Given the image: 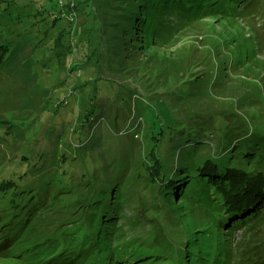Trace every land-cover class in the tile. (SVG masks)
<instances>
[{
	"label": "rangeland",
	"instance_id": "1",
	"mask_svg": "<svg viewBox=\"0 0 264 264\" xmlns=\"http://www.w3.org/2000/svg\"><path fill=\"white\" fill-rule=\"evenodd\" d=\"M103 1L98 0L96 4L102 7ZM130 1L134 6L142 0ZM71 2L0 0V44H8L10 50L19 56L9 64L11 73L0 72V122L8 119L21 128L30 126V136L13 148L12 137H5L7 130L0 124V148L8 152L7 162H17L21 154L29 157L31 165L40 166L36 178L41 186L50 180V196L62 190L58 193L59 199H53L50 212L33 224L42 225V231L61 228V225L75 228L83 222L86 228L94 230V215L100 213L99 207L87 204L84 209L79 208L93 191L88 174L98 172V167L102 166L104 174L111 177L112 168L121 165L126 168V174L123 181L120 182L121 178L118 181L119 194L116 197L121 203H128V207L125 211L123 209L125 213L119 222L125 227L123 231L119 230L120 238L136 237L138 242L158 247L162 246L161 238H171L175 245L179 241L183 243L186 234L192 233L197 225L205 226L216 209L210 208L208 217L203 220V203L196 205L187 196L167 198L161 191L155 194L157 182L155 190L147 187L149 182L144 166H153L150 152L157 153L158 161L165 169L171 166L176 169L182 161L179 151L166 150L164 141L155 142L149 107L154 115H171L177 126L184 125L187 117L221 115L225 110L254 114L259 118L257 123L262 125L264 50L256 45L259 43L256 39L258 36L264 38V1L263 5L261 2L260 6L251 7L252 14L246 13L245 16L235 8L224 19L207 16L189 24L188 16L184 18L183 15L179 24H164L158 47L138 56L133 50L130 58H126L123 68L132 71L118 72L120 64L110 62L109 68L103 67L102 72L90 75V78L102 75L101 79L105 80L93 85H86L81 71L65 70L67 59L61 58L63 68L54 59V40L60 30L69 32L64 43L69 47L72 43L86 41L92 32L82 9L80 17L68 14L66 7ZM109 3L117 4L112 0L106 4ZM168 16L171 15L165 13L163 17ZM172 28L175 29L170 31ZM213 30L217 35L204 40L203 36L211 35ZM243 39L250 43L245 41L247 44L243 45ZM222 40L229 42L224 49L219 47ZM210 44L214 50L208 48ZM75 50L77 53L76 47ZM240 56L248 58L243 62L239 61ZM249 60L252 61L249 63ZM201 73L202 80L190 82ZM82 82L84 85L80 86ZM187 86L189 89L184 91ZM95 94L99 104L102 97L110 96L105 104L109 115L104 121L102 117H94L83 122L81 117L92 107L94 99L91 96ZM160 100L167 107L165 112L159 106ZM209 148L212 151L215 147L210 143ZM28 150L34 154L28 156L31 154L25 152ZM107 165L110 167H105ZM25 169L26 166L14 171L23 172ZM11 173V170L6 171L0 179ZM111 178L117 183L114 177ZM32 183L37 182L32 180ZM107 198L102 200L104 206ZM204 198L206 200L207 195ZM157 206L160 209H156ZM141 208L147 211L143 212ZM75 209L76 214L67 215L68 211ZM128 216L131 222L127 225L124 220ZM250 237L254 243L264 241V220ZM0 264L18 263L0 261Z\"/></svg>",
	"mask_w": 264,
	"mask_h": 264
},
{
	"label": "trees",
	"instance_id": "2",
	"mask_svg": "<svg viewBox=\"0 0 264 264\" xmlns=\"http://www.w3.org/2000/svg\"><path fill=\"white\" fill-rule=\"evenodd\" d=\"M97 1L72 0L66 7L70 15L77 14L80 17V9L85 14V21L88 20L92 30L86 41L72 43L71 47L65 46L69 34L66 29L60 30L54 40L55 61L63 68L61 58L67 59L64 69L69 72L77 69L81 71V77L84 73L86 85L105 81L101 79L102 75L93 78L90 75L102 72L103 67L109 68L110 62L120 64L118 72L132 71L123 68L126 58H130L133 50L138 56L158 47L159 41H162L160 38L164 24H179L183 15L184 18L188 16L186 20L189 24L207 16L224 19L235 8L245 16L246 13L252 14L251 7L260 6L261 2L263 5L264 0H142L134 6H131L130 0L129 3L112 0L117 3L113 5L106 4L110 0H104L102 7L96 4ZM165 13L171 16L163 17ZM215 35L217 32L213 30L211 35L203 36V39ZM247 39L242 40L243 45L250 43ZM256 40L253 42L264 50L263 36H258ZM228 44L227 40H222L219 47L224 49ZM208 48L214 50L211 44ZM240 57L239 61L243 62L248 58ZM14 58L16 60L19 56L10 50V46L0 44L1 74L12 72L9 64ZM202 77L201 73L190 82L202 80ZM83 85L82 82L80 86ZM184 89L186 91L189 88L187 86ZM97 96H91L94 103L82 115L83 122L94 117H102L104 121L109 115L105 104L110 96L102 97L101 104ZM160 103L159 106L165 112V103L162 100ZM156 115L149 107L150 128L155 142L164 141L166 150L179 151L182 161L176 169L172 166L165 169L162 162L158 161L157 153L154 150L150 152L153 166H144L148 175L147 187L155 190L157 182L155 194L161 191L167 198L187 196L196 205L203 203V220L208 217L210 208L216 209L205 226L197 225L192 233L186 234L183 243L174 236L179 241L176 245L171 238H161V247L138 242L136 237L120 238L119 230L123 231L125 227L119 222L128 203H121L116 197L119 194L118 181L120 178V182L123 181L126 174V168L119 165L112 168L110 174L117 183L104 174L102 166L98 167V172L95 170L88 174L92 179L89 186L93 191L89 196L86 193L88 199L79 208L84 209L87 204L99 207L100 213L94 215V230L86 228L81 222L75 228L61 225V228L40 231L43 226L33 224L34 221L50 212L53 199H59L58 193L62 190L50 196V180L41 186L36 178L40 166L31 165L29 157H22L21 154L17 162H7L8 152L0 148V175L12 171L0 179V261L18 264H264V241L254 243L250 237L264 220V122L262 125L257 123L259 118L254 114L225 110L221 115L206 117L198 114L195 115L196 119L195 116L187 117L184 125L177 126L176 119L171 115ZM164 123L166 125L163 127ZM0 124L7 130L5 137H12L13 148L16 143L30 136V126L21 128L8 119H2ZM210 143L215 147L212 151ZM25 152L31 153L28 156L34 154L31 150ZM24 166L26 169L23 172L14 171ZM32 180L37 183H32ZM52 183H55L54 180ZM106 196L107 205L104 206L102 200ZM122 199L124 202L125 198ZM156 209H160V206ZM76 211H68L67 215L76 214ZM146 211L143 209V212ZM125 219L128 225L130 217Z\"/></svg>",
	"mask_w": 264,
	"mask_h": 264
}]
</instances>
